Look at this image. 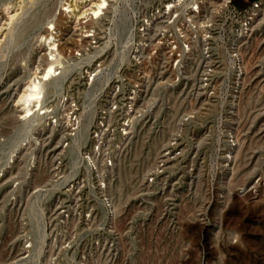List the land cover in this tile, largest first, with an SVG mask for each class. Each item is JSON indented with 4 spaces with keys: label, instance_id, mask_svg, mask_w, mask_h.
Listing matches in <instances>:
<instances>
[{
    "label": "built area",
    "instance_id": "2783aa9c",
    "mask_svg": "<svg viewBox=\"0 0 264 264\" xmlns=\"http://www.w3.org/2000/svg\"><path fill=\"white\" fill-rule=\"evenodd\" d=\"M110 2L84 14L75 45H64L60 26L51 28L52 46L42 53L54 63L44 62L37 74L47 83L36 109L34 139L42 148L28 166L35 170L42 156L48 159L43 181L31 186L44 205V242L35 264L63 258L88 264L106 251L108 236L119 233L110 182L140 123L168 96L190 99L145 175L147 188L184 154L187 129L203 102L217 105L218 94L226 93L235 108L252 76L264 82V0L245 6L237 0ZM57 81L60 89L49 87ZM87 114L88 136L77 145ZM20 240L19 260L29 261L39 241L29 231Z\"/></svg>",
    "mask_w": 264,
    "mask_h": 264
},
{
    "label": "rangeland",
    "instance_id": "374dc122",
    "mask_svg": "<svg viewBox=\"0 0 264 264\" xmlns=\"http://www.w3.org/2000/svg\"><path fill=\"white\" fill-rule=\"evenodd\" d=\"M64 1L32 0L23 8L21 0H0V264H35L43 248L44 205L32 184L43 179L48 159L42 156L37 169L28 168L42 148L34 139L38 121L24 123L16 100L30 68L43 60L39 33L48 22L61 27L65 46L76 44L78 27L67 23ZM35 13L43 15L42 25L30 24ZM254 79L238 107H231L226 93L218 94L217 105L201 104L197 122L187 129L184 154L149 188L145 175L190 95L168 96L163 108L140 123L110 182L111 194L117 175H128L130 197L120 206L119 233L110 234L106 251L88 264H264V82ZM25 231L40 245L29 261L19 260ZM61 264L74 262L63 258Z\"/></svg>",
    "mask_w": 264,
    "mask_h": 264
},
{
    "label": "bare ground",
    "instance_id": "6f19581e",
    "mask_svg": "<svg viewBox=\"0 0 264 264\" xmlns=\"http://www.w3.org/2000/svg\"><path fill=\"white\" fill-rule=\"evenodd\" d=\"M21 2H22L21 4H23V8H25V6L31 3L32 0H21ZM110 3H111L110 0H69V1L65 0L62 3L61 9L65 13V15L69 17L67 20V23L71 22L74 24V26H77L79 29L81 19L86 12L93 11L95 13H98L102 7L109 6ZM19 7L21 6L19 5L18 8ZM16 14L17 13H14L9 16L11 18V21ZM29 21L31 22L30 24L32 25H39V24L42 25L44 23L43 15L39 13H35L34 15H32V17H30ZM54 26H56V22H54V19H53L52 21L48 22L46 27L44 26V29H42L44 33L43 32L39 33L40 43L45 47V50L48 49L49 46H52V42H51L52 32H50V30ZM66 28H68V25L66 26ZM44 62H46L47 66H50V67L54 63V61H49L48 56L46 55V56H43L42 61H39L37 65H34L33 67H31L28 78L26 82L24 83V86L20 90L18 94V98L16 100L17 101L16 105L18 106L17 111L19 112L20 118L23 119L24 123H27L29 119H31L32 121L34 120L36 121V118H37L36 109H38L42 105V100L40 99V96H41L43 87L47 83H43L41 80H37V74L40 70V65L43 64ZM46 77L47 78L49 77V72L46 75ZM56 83L60 85L59 81H57ZM91 118H92V115L87 114V119H86V122L83 126L81 133L79 134L77 145H81L82 142H85V139L87 138V133L89 129V124L91 122ZM38 123L39 122L37 123L34 122V125L37 127ZM236 135H235V138H236ZM22 151H23V146L21 147V149H18L17 152H22ZM15 155L17 156V153ZM127 176L128 175L119 173L117 175V178H115L116 182L115 184H113V187L111 189V196L115 202V206L118 212H120V206L124 204L125 202H127V200H129V197H130L129 194L126 195L125 193V181H126Z\"/></svg>",
    "mask_w": 264,
    "mask_h": 264
},
{
    "label": "trees",
    "instance_id": "16d2710c",
    "mask_svg": "<svg viewBox=\"0 0 264 264\" xmlns=\"http://www.w3.org/2000/svg\"><path fill=\"white\" fill-rule=\"evenodd\" d=\"M237 2L239 3L240 6H245L246 4H248V0H245V1H240V0H237Z\"/></svg>",
    "mask_w": 264,
    "mask_h": 264
},
{
    "label": "water",
    "instance_id": "95a60500",
    "mask_svg": "<svg viewBox=\"0 0 264 264\" xmlns=\"http://www.w3.org/2000/svg\"><path fill=\"white\" fill-rule=\"evenodd\" d=\"M248 1H256V0H248Z\"/></svg>",
    "mask_w": 264,
    "mask_h": 264
}]
</instances>
